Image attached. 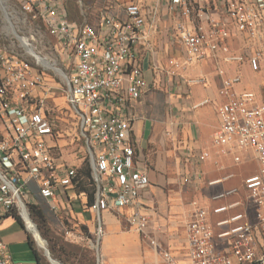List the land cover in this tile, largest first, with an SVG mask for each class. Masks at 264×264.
Returning <instances> with one entry per match:
<instances>
[{
  "label": "built area",
  "instance_id": "built-area-1",
  "mask_svg": "<svg viewBox=\"0 0 264 264\" xmlns=\"http://www.w3.org/2000/svg\"><path fill=\"white\" fill-rule=\"evenodd\" d=\"M19 12L31 22H41L62 51L63 63L72 67L67 77L65 98L77 113L81 135L92 163L96 197L90 209L104 211L130 208L129 222L143 235L151 231V216L141 208L140 198L150 186L148 172L135 162L130 101L138 100L148 87L141 65L146 46V18L143 8L131 3L123 19L105 12L97 23L70 20L66 0H15ZM178 14L176 34L184 51L185 65L204 61L220 52L231 38V27L245 37L248 47L228 62H248L254 73L264 72V0H161ZM214 13L219 16L214 20ZM39 63V62H38ZM180 68L182 63L171 60ZM42 64L0 46V220L26 212L31 202V185L53 204L60 187L78 183V170L59 160L48 138L55 134V119L44 109L47 99H35L33 92L45 84ZM43 66V65H42ZM223 75L224 71H220ZM241 78L223 81L219 108L220 127L215 146L222 153L251 150L259 170L245 179L255 219L236 214L225 224L232 227L216 234L208 222L209 212L196 207L186 224L188 261L179 260L155 237L151 244L161 264H264V83L261 92H237ZM209 153L199 157L204 162ZM240 162L241 158L236 157ZM190 183L189 178H185ZM52 202V203H51ZM231 207H220L215 214ZM29 213V212H28ZM102 230L99 229V232ZM225 245V247L223 246ZM10 254L0 237V264H9Z\"/></svg>",
  "mask_w": 264,
  "mask_h": 264
},
{
  "label": "crops",
  "instance_id": "crops-1",
  "mask_svg": "<svg viewBox=\"0 0 264 264\" xmlns=\"http://www.w3.org/2000/svg\"><path fill=\"white\" fill-rule=\"evenodd\" d=\"M143 10L148 40L141 50V65L148 87L138 100L130 101L127 110L132 121L135 162L148 172L150 179L140 204L151 216V231L162 232L161 244L185 262L189 260L186 224L197 206L209 212L208 222L217 240L219 234L232 227L225 224L232 216L240 213L247 215V220L255 219L256 209L245 187V179L259 170L255 153L238 150L224 154L215 146L214 138L221 123L219 108L226 101L221 95L224 79L240 77L241 83L235 86L237 92L260 93L264 72L254 73L247 61L226 60L230 55L245 53L248 47L245 37L235 27L230 28L231 38L222 43L217 55L185 65L184 51L175 31L178 14L161 0ZM113 13L126 17L125 8L121 14ZM214 14V20H218L219 16ZM91 23L96 24L97 20ZM171 60L180 61L182 66L174 67ZM46 87L44 84L37 88L33 96L38 100L46 98L56 109L58 98L50 100ZM54 136L47 140L57 156L56 146L51 143ZM206 152L210 156L200 162L199 157ZM236 157L241 161L237 162ZM77 166L78 183L60 187L53 204L58 210L70 213L89 234L94 236L102 230L100 260L103 264H161L157 250L149 248L135 229L127 228L132 209H110L101 214L90 209L93 203H89L88 193L81 191V188L90 189L88 170ZM185 178L191 182L186 183ZM31 189L34 196L29 205H36L40 199L50 203L39 195L37 186L32 184ZM223 206L231 208L225 213H214ZM16 215L0 220V237L8 247L9 264H39L29 244L31 230Z\"/></svg>",
  "mask_w": 264,
  "mask_h": 264
},
{
  "label": "rangeland",
  "instance_id": "rangeland-1",
  "mask_svg": "<svg viewBox=\"0 0 264 264\" xmlns=\"http://www.w3.org/2000/svg\"><path fill=\"white\" fill-rule=\"evenodd\" d=\"M156 1L66 0V3L72 22L79 24L84 22L85 19L94 22L105 12L121 14L123 9L131 3L149 9ZM0 46L19 54L24 59L30 60L34 65L39 63L43 65L40 66L45 71L46 94H50V100H53L55 96L58 98L55 101L57 103L56 109L49 103L44 108L48 109L55 119V136L54 141L51 143L56 146L57 156L63 157L67 163L74 167L81 165L82 169L85 170L91 168L90 154L86 141L81 135L79 117L75 110L67 104L65 98L67 77L70 76L72 67L68 62L63 63L64 57H62V51L56 40L47 33L41 22H31L26 19L19 12L15 0H4L3 4L0 2ZM29 49H32L36 54L29 52ZM39 58L45 59L60 69L66 75V78L57 73L52 67L43 64ZM1 128L0 121V135L2 134ZM92 182L91 179L87 181L91 190ZM31 196L34 195L31 194ZM36 205L39 214H34L32 206L28 205L30 218L37 229L36 232H33L35 236L39 234L46 242L52 258L62 264H103L100 260L102 231H98L93 236L70 213L64 210H55L50 203L41 199L38 200ZM20 217L26 223L21 215ZM127 224L129 225H127V228H133L130 223ZM33 232L31 231V236L41 255L43 264H52L45 256L44 250L35 241ZM161 233L151 232L149 235L140 233V235L150 248L153 247L151 244V238L153 237L161 243Z\"/></svg>",
  "mask_w": 264,
  "mask_h": 264
},
{
  "label": "bare ground",
  "instance_id": "bare-ground-1",
  "mask_svg": "<svg viewBox=\"0 0 264 264\" xmlns=\"http://www.w3.org/2000/svg\"><path fill=\"white\" fill-rule=\"evenodd\" d=\"M29 52H32L33 54H36L32 49H29ZM39 60L45 64L46 66H50L52 67L57 73L61 74V76H63L64 78H66V75L58 68H56L53 64H50L48 61H46L45 59H41L39 58ZM26 222L28 224V226L30 227L31 231L36 232V226L34 224V222L31 220L29 213L26 212ZM33 232V234H34ZM34 237L36 239V241L38 242L39 246L44 250L45 256L51 261L50 263L52 264H62L61 262H59L58 260H55L54 258H52L51 255H48V248L46 246V242L41 238V236L39 234H34Z\"/></svg>",
  "mask_w": 264,
  "mask_h": 264
},
{
  "label": "trees",
  "instance_id": "trees-1",
  "mask_svg": "<svg viewBox=\"0 0 264 264\" xmlns=\"http://www.w3.org/2000/svg\"><path fill=\"white\" fill-rule=\"evenodd\" d=\"M88 171H87V177L89 178V179H91L93 182H92V190L91 189H89V190H87L88 188H85V189H83V188H81V191H86L87 193H88V195H89V203L90 204H92V203H94V201H95V195H96V186H95V184H94V180L92 179L93 178V175H92V171H91V168H89V169H87ZM36 195H37V193H36ZM32 206V210L34 211L33 213L35 214H39L38 212H37V205H31ZM17 216V219L19 220V221H21V217L19 216V215H16ZM29 244H30V247L32 248V250L35 252V254H36V256H37V258H38V262H39V264H43V262H42V258H41V255H40V253H39V251L37 250V248H36V245H35V242L33 241V239H32V237L30 236V238H29Z\"/></svg>",
  "mask_w": 264,
  "mask_h": 264
},
{
  "label": "water",
  "instance_id": "water-1",
  "mask_svg": "<svg viewBox=\"0 0 264 264\" xmlns=\"http://www.w3.org/2000/svg\"><path fill=\"white\" fill-rule=\"evenodd\" d=\"M0 2L3 4L4 3V0H0ZM30 216V215H29ZM26 224H27V222H26ZM27 227H28V229H30L29 228V226L27 225ZM31 230V229H30ZM35 241H36V239H35ZM37 242V241H36ZM48 255H51V253H50V251L48 250Z\"/></svg>",
  "mask_w": 264,
  "mask_h": 264
}]
</instances>
